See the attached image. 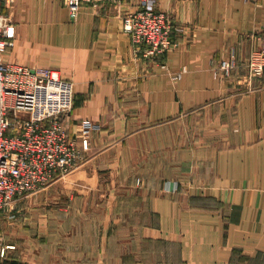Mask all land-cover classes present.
Returning a JSON list of instances; mask_svg holds the SVG:
<instances>
[{
  "label": "crops",
  "instance_id": "crops-1",
  "mask_svg": "<svg viewBox=\"0 0 264 264\" xmlns=\"http://www.w3.org/2000/svg\"><path fill=\"white\" fill-rule=\"evenodd\" d=\"M152 2L183 30L148 57L124 29L130 2H84L76 15L65 0L0 2L16 26L1 58L60 69L74 84L70 131L96 124L60 202L51 187L32 196L30 221L1 223L14 244L5 264H264V77L236 90L264 0ZM228 56L234 81L215 74Z\"/></svg>",
  "mask_w": 264,
  "mask_h": 264
},
{
  "label": "built area",
  "instance_id": "built-area-1",
  "mask_svg": "<svg viewBox=\"0 0 264 264\" xmlns=\"http://www.w3.org/2000/svg\"><path fill=\"white\" fill-rule=\"evenodd\" d=\"M123 1L133 5L125 12L124 29L138 46L146 45V56L164 53L177 44L170 17L152 0H65L73 15L84 2ZM15 36L14 22L0 7V213L9 210L12 215L20 209L17 200L66 170L89 149L96 125L91 118H83L79 132L70 133L64 118L74 104V84L60 69L1 58L15 43ZM259 37L260 43L250 50L245 63L250 81L246 80L254 88V79L264 76V31ZM238 65L235 56L221 59L215 74L229 78Z\"/></svg>",
  "mask_w": 264,
  "mask_h": 264
},
{
  "label": "rangeland",
  "instance_id": "rangeland-1",
  "mask_svg": "<svg viewBox=\"0 0 264 264\" xmlns=\"http://www.w3.org/2000/svg\"><path fill=\"white\" fill-rule=\"evenodd\" d=\"M163 11H165V10H163ZM165 12L168 14V16L171 19L172 18L170 16L171 14H169L167 11H165ZM171 21H172V19H171ZM174 26H175V30H177V29L178 30H183L182 26L175 25L172 22V34H173V31H174ZM173 38L175 39L174 35H173ZM175 40L177 41V39H175ZM132 42L134 44V47L138 46L133 40H132ZM177 44H178V41H177ZM139 47L141 49L145 50L146 45L145 44L139 45ZM168 51H166V52H164L162 54H166ZM248 55H247V57H248ZM228 57H230V56H228ZM222 59H224V58H222ZM244 69L245 70L237 78V79H239L238 80L239 84H238V87H237L236 90H237V93H239V94H241L243 92H249V91L255 90L254 87L252 86V83L248 82V81H250L249 78H248V70L246 68H244ZM237 71H238V69L235 70L234 72H232L229 78H224L223 79V78H220L219 76H217V77L220 80H224V81L225 80L231 81L232 79L234 81L235 75L237 76V74H236ZM178 75L179 74H175L174 77H177ZM246 77H247L248 81L246 80ZM262 77H264V76H262ZM253 83H254V81H253ZM74 102H75V94H74ZM81 121L82 120H80V126H79L77 132H79V130H80ZM68 129H69V127H68ZM69 131H70V129H69ZM77 132H71L70 131L71 134H76ZM90 140H91V136H90ZM89 158H90V147H89V149L83 150L81 155L79 157H77L76 160L66 170L56 174L54 176V178H52L51 180L43 183L41 186H38L37 188H35L31 192H29L27 195H24L19 200H17L18 202L16 204H18V208H20V209H18L15 212L14 215H12V213L9 210H5V211L1 212L0 213V225H1L2 222H5V223L7 222L8 224H11V225L14 226V224H17L18 222H22L23 221V223H27L28 221H30V216L28 217L26 206L29 205L28 207L31 208V209H32L33 205H34V207L36 206V204H35L36 202L34 200L31 201L32 196L34 195L35 198H41V197H39L40 193H42L41 191L50 190L51 187H54V189H52L48 194H51L49 196H51L53 200H57V204H58V201L60 202V198H61L60 195H59V191H60V188H61V186L63 184V183H61L60 180L62 178H64V176L72 173L74 170H77V168L82 166ZM143 181L144 180H143V176L142 175L138 174V175L135 176V185L141 186V185H143ZM165 189L168 190V191L176 192V191L179 190V187L177 186V184H174V186L171 187L169 184L166 183L165 184ZM35 198H33V199H35ZM30 213H31V211H30ZM13 246H14V244H12V242H8L6 240L5 232L3 231V229L1 230V227H0V264H5L6 263V260H7V258L10 255V249L13 248ZM2 247L5 248V253L4 254H1ZM234 264H251V263L248 262L245 258H243V260L241 262H235Z\"/></svg>",
  "mask_w": 264,
  "mask_h": 264
}]
</instances>
